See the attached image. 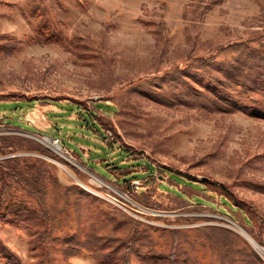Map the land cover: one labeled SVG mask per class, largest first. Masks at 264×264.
I'll return each instance as SVG.
<instances>
[{
	"label": "rangeland",
	"instance_id": "obj_1",
	"mask_svg": "<svg viewBox=\"0 0 264 264\" xmlns=\"http://www.w3.org/2000/svg\"><path fill=\"white\" fill-rule=\"evenodd\" d=\"M251 38L262 52L264 0H0V160L43 167L54 236L30 245L23 230L0 222V244L15 254L0 250V264H45L48 255L49 264H123L126 252L130 264H167L171 230L180 240L174 264H219L202 226L228 230L236 264H264L236 227L264 246V118L172 101L173 87L160 91L153 79L216 47V58H230ZM43 94L59 101L9 103ZM70 100L102 103L109 147L77 128ZM119 146L134 153L117 157ZM103 157L143 158L154 172L133 167L142 173L127 191L101 175ZM171 171L222 183L251 224ZM14 195L31 206L14 215L41 231L33 198L18 187Z\"/></svg>",
	"mask_w": 264,
	"mask_h": 264
},
{
	"label": "trees",
	"instance_id": "obj_2",
	"mask_svg": "<svg viewBox=\"0 0 264 264\" xmlns=\"http://www.w3.org/2000/svg\"><path fill=\"white\" fill-rule=\"evenodd\" d=\"M252 39V40H251ZM241 40L240 44L243 49L230 58L218 59L217 54L222 48H214L210 52L189 58L188 61L173 67L172 70L163 71L155 76V84L160 91L173 87L168 97L172 101L180 100L190 103L192 106H198L207 111H235L241 110L249 115L264 118V48L261 52L256 46H252L251 42L256 41L255 38ZM254 39V40H253ZM257 39H261L258 37ZM263 45V43H261ZM173 94H176L173 96ZM3 101V98L1 102ZM23 101L31 102L26 106H32L36 101L57 102L58 98L46 94L31 95L24 99L10 100L9 103H18L21 106ZM91 105L84 104L77 100L66 102L68 110H75L77 113V128L86 129L87 132L95 136L106 146H110L111 140L107 130L111 129L103 114L99 113L101 102L91 101ZM189 104V105H190ZM110 107L109 105H105ZM63 127L54 125L53 131ZM65 144V139L62 137ZM66 145V144H65ZM117 157L126 155L131 156L134 152L126 147H117ZM89 155H95L91 152ZM79 155V154H78ZM143 158L131 157L124 164H117L114 161H108L106 158H100L99 166L104 172L108 173V179H112L116 184L124 187L127 191L130 189V181L134 178H140L141 173H145V177H152L154 166L149 161L141 162ZM86 164L91 168H96L93 157L86 158ZM136 165H143L144 170L140 173L133 168ZM163 171V170H162ZM171 179H182L190 183V187H198L204 193H214L219 201L224 205V209L220 211L234 217V212H238L246 225L252 222L251 217H246V209L239 204L231 192L227 191V187L220 182L210 180H202L196 182L191 178L170 172ZM175 179V180H176ZM43 167L33 163L24 162L23 164L15 157H8L0 160V222L12 224L23 230L28 236V242L33 245L35 241H45L47 244L54 239L52 235L51 221L53 220L48 213L46 204V188ZM177 181V180H176ZM209 184L214 188H210ZM21 188L34 200V206L38 220L42 225L41 231L31 230L33 228L26 224L22 219L15 216L14 213L29 212L30 204L24 200L16 198L14 195L15 188ZM213 196V194H211ZM178 196V195H177ZM180 197V196H179ZM197 200H201L199 195ZM156 205V204H155ZM230 211V212H228ZM27 219V218H25ZM136 225L141 222L132 218ZM31 227V228H30ZM210 244L214 247L219 264H236V260L230 255L231 245L228 230L218 227H199ZM171 244L166 252L167 264H174L177 252L180 248V240L177 237V230H171ZM217 234L218 238L214 235ZM37 234V235H36ZM223 244H226L225 246ZM0 250L5 251L6 255H14L8 252V249L0 244ZM98 249L93 250L96 258L100 257ZM251 264H258L256 260L249 259ZM51 261L48 255L45 258V264ZM32 264H39L38 261ZM123 264H130L128 253H125Z\"/></svg>",
	"mask_w": 264,
	"mask_h": 264
},
{
	"label": "bare ground",
	"instance_id": "obj_3",
	"mask_svg": "<svg viewBox=\"0 0 264 264\" xmlns=\"http://www.w3.org/2000/svg\"><path fill=\"white\" fill-rule=\"evenodd\" d=\"M55 143H51V144L54 146L55 149H60L59 147L60 145L58 146V143L57 142ZM236 227H237V230L256 248V250L264 255V246L261 243H259L253 236H251L245 229L238 227V226Z\"/></svg>",
	"mask_w": 264,
	"mask_h": 264
},
{
	"label": "built area",
	"instance_id": "obj_4",
	"mask_svg": "<svg viewBox=\"0 0 264 264\" xmlns=\"http://www.w3.org/2000/svg\"><path fill=\"white\" fill-rule=\"evenodd\" d=\"M56 141H57V140H55V142H56ZM134 182H138V180H135V179H134Z\"/></svg>",
	"mask_w": 264,
	"mask_h": 264
},
{
	"label": "water",
	"instance_id": "obj_5",
	"mask_svg": "<svg viewBox=\"0 0 264 264\" xmlns=\"http://www.w3.org/2000/svg\"><path fill=\"white\" fill-rule=\"evenodd\" d=\"M48 139H49V140H51V139H52V137H50V136H49V137H48Z\"/></svg>",
	"mask_w": 264,
	"mask_h": 264
}]
</instances>
